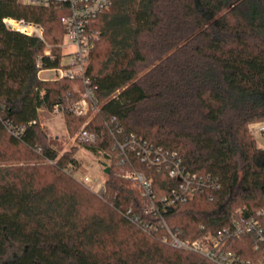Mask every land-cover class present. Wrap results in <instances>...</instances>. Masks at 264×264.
Segmentation results:
<instances>
[{"label":"trees","instance_id":"obj_1","mask_svg":"<svg viewBox=\"0 0 264 264\" xmlns=\"http://www.w3.org/2000/svg\"><path fill=\"white\" fill-rule=\"evenodd\" d=\"M66 12L0 0V264H218L142 230L125 215L141 207L132 180L111 164L106 192L96 194L65 170L79 167L83 144L66 149L31 123L38 108L51 110L72 93V81L40 78L44 42L3 19L41 23L56 43ZM93 27L100 38L88 75L102 107L87 127L97 143L84 145L99 155L110 149L109 127L117 122L119 138L134 133L178 151L189 170L218 175L213 199L197 193L165 213L182 238L260 208L264 148L249 125L264 122V0H113ZM57 64L44 56L43 67ZM62 117L72 134L90 118L69 111ZM138 166L159 194L176 182L167 171Z\"/></svg>","mask_w":264,"mask_h":264},{"label":"built area","instance_id":"obj_2","mask_svg":"<svg viewBox=\"0 0 264 264\" xmlns=\"http://www.w3.org/2000/svg\"><path fill=\"white\" fill-rule=\"evenodd\" d=\"M19 1L35 6L67 9L61 18L63 38L62 43L58 44L62 47L61 56L52 53V46L46 39L45 28L41 23L11 16L3 19L7 28L38 37L44 42V51L37 61L40 78L42 72H50L53 74L52 80L72 81V93L67 94L64 100L56 102L51 110L38 108L39 118L31 123H39L45 127L42 120L44 112L63 115L69 111L77 115H89L90 118L80 129L73 135L68 133V136L71 146L96 144L97 133L87 128L91 116L100 112L102 107L96 95V85L88 75L92 51L100 38V32L93 24L102 12L110 8L113 0ZM44 56L51 60L58 59V64L51 68L43 67ZM115 120L116 117H113L112 121ZM250 129L264 135V122L252 123ZM120 132L117 122L109 127L114 144L110 149H103L99 156L104 160V167L115 164L119 175L132 180L139 189L140 210L130 207L125 212L133 223L149 234L159 235L165 243L175 248L200 253L218 264H264V203L255 211L236 212L228 223L215 231H207L193 239L182 238L180 230L168 223L165 213L177 204L192 200L197 193L209 192L213 199V191L221 187L219 176L211 171L193 172L184 165L183 157L178 151L155 145L134 133L119 138ZM14 133L19 134L18 131ZM48 162L56 163L57 159L49 158ZM139 163L167 171L169 176L176 179L175 184L159 194L153 177L140 169ZM80 169V165L75 168L73 163L65 168L80 183L103 197L106 192L105 180L102 182L98 178L93 179L87 171L77 176L75 172ZM250 246L252 254H247Z\"/></svg>","mask_w":264,"mask_h":264},{"label":"rangeland","instance_id":"obj_3","mask_svg":"<svg viewBox=\"0 0 264 264\" xmlns=\"http://www.w3.org/2000/svg\"><path fill=\"white\" fill-rule=\"evenodd\" d=\"M48 43L52 46L53 54H57L58 56L62 55V47L58 45L62 43V40L57 41L56 43L48 41ZM41 78L44 80L52 81L53 74H51L50 72H42ZM42 120H44L45 122L44 128L48 132L49 136L57 137L58 140L61 141L63 145H65L64 147L66 149L71 147V140L68 136V133L69 135L73 134L67 128L62 115H52L49 112H44L42 114ZM250 131L251 134L256 138L258 146L264 148V135L251 129ZM76 156L80 162V167L82 168L79 171L75 172L77 176L87 171L90 173L93 179L98 178L102 182L108 177L109 173L105 171L106 167H104V160L100 158L99 154H94L88 146L84 144L79 145L78 151L76 152Z\"/></svg>","mask_w":264,"mask_h":264},{"label":"water","instance_id":"obj_4","mask_svg":"<svg viewBox=\"0 0 264 264\" xmlns=\"http://www.w3.org/2000/svg\"><path fill=\"white\" fill-rule=\"evenodd\" d=\"M105 171H106L107 173H109V172H110V167H106Z\"/></svg>","mask_w":264,"mask_h":264}]
</instances>
